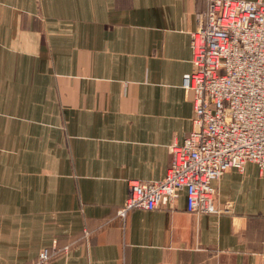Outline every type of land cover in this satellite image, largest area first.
<instances>
[{"label": "crops", "instance_id": "1", "mask_svg": "<svg viewBox=\"0 0 264 264\" xmlns=\"http://www.w3.org/2000/svg\"><path fill=\"white\" fill-rule=\"evenodd\" d=\"M254 1V0H248ZM207 0H0V264H264V169L215 183L218 207L117 215L191 129L183 75ZM84 232L86 234H84Z\"/></svg>", "mask_w": 264, "mask_h": 264}, {"label": "built area", "instance_id": "2", "mask_svg": "<svg viewBox=\"0 0 264 264\" xmlns=\"http://www.w3.org/2000/svg\"><path fill=\"white\" fill-rule=\"evenodd\" d=\"M190 50L192 71L181 86L192 102L191 129L169 147L161 179L127 182L121 218L134 209L173 208L181 191L189 213L229 214L217 206L216 181L247 163L264 169V0H207ZM70 248L54 243L30 264H50Z\"/></svg>", "mask_w": 264, "mask_h": 264}]
</instances>
